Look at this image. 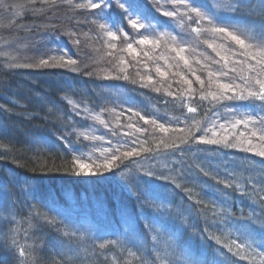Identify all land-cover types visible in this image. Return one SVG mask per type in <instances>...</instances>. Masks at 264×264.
Here are the masks:
<instances>
[{
	"label": "trees",
	"instance_id": "obj_1",
	"mask_svg": "<svg viewBox=\"0 0 264 264\" xmlns=\"http://www.w3.org/2000/svg\"><path fill=\"white\" fill-rule=\"evenodd\" d=\"M150 2L140 0L142 8H147L145 13L148 16L150 11L156 13ZM255 7V14H242L249 16L247 19L238 18V11L233 14L240 28L242 22L256 26L264 17V9ZM46 11L38 20L52 25L54 32L62 34L70 32L65 21L71 27L76 20L81 22L84 13H89L61 5L48 7ZM52 14L56 18L50 21L48 18H52ZM113 14L120 15L118 12ZM59 17L65 20V25L58 24ZM253 17L257 18L256 21H252ZM127 30L130 40L139 38L132 36V29ZM48 32L51 33V29ZM85 33L87 30L82 32ZM204 36L203 32L194 33L185 44L200 62L206 59L200 57L202 53H206L205 57L213 54L202 39ZM79 40L81 44H88L85 36ZM114 43L126 42L120 38ZM134 47L138 46L134 44ZM189 50L188 55L195 56ZM99 55V52L93 55L82 51L80 65H76L81 69L79 73L30 67L18 76H11L10 72L0 75L4 77L0 83L7 82L11 89L14 88L7 92L9 98L14 97L25 107L13 108L25 115L13 119L10 116L9 120L4 115L0 122V264H19L21 258L7 249L12 235L29 251L23 264H51L52 260L60 259L57 253L63 255L64 264H110L112 256L119 257L126 264H152L157 250L162 255L167 254L172 264H187L189 259L196 264H260L259 258L252 262L233 256L208 237L229 234V239L241 240L237 228L245 217L264 219V201L259 198L264 195V158L222 145L201 144L194 140L183 143L181 138L173 142L177 148L164 149L159 145L160 141L149 138V142L136 145L138 156L122 158L123 162H118L119 166L113 170L83 178L72 171V157L80 154L74 153L77 142L83 145L84 138L79 133H86L91 124L72 113L68 99L94 114L108 117V111L113 108L123 115L135 111L168 129L191 130L196 137L206 135V138L209 133L203 129L212 126V116L217 110H220L218 119H222V124L230 126L225 127L228 132L238 134L246 129L239 125L238 131L233 130L231 123L244 114L255 115L259 112V102L245 100L234 104L226 100L207 103L189 92L173 93L167 88L169 81L160 80L155 73L150 76L152 83L149 84L147 79L136 77L134 70L129 68L114 76L105 72L112 67L108 65L113 59L107 55L104 66L102 60H97L103 59ZM96 61H102L103 65L97 66ZM124 75L129 78L123 79ZM105 76L121 78L105 79ZM236 76H230L229 81L234 82ZM219 78L226 77L219 75ZM196 87V91L201 92L202 87L191 81V90ZM188 107H195L197 111L189 112ZM232 108V111L228 110ZM109 117L116 121L115 117ZM196 121L199 129L195 127ZM109 133L113 141L120 139L119 146L127 142L124 136V133L129 134L127 128L119 126L116 132L113 129ZM183 133L186 132L179 135ZM61 137L70 142V147L63 140L59 142ZM85 143L92 146L87 140ZM109 148L108 156H111L115 152L113 144ZM143 148L152 151L145 152ZM118 149L121 153L129 148ZM196 164L220 179H231L230 173L240 178L245 194L224 188L212 178L205 177ZM138 169H150L158 175H175L176 182L182 187L177 188L174 183L162 179L146 183L147 178ZM249 178L253 184L247 182ZM184 188L192 189L194 199H188ZM196 200H203L208 207L197 204ZM160 205L162 207H158ZM217 209L231 215L218 214ZM36 213L53 219L55 223L49 225L43 220L38 221ZM145 225H152V229L145 228ZM13 228L16 229L14 233L10 231ZM64 231H77L78 237L83 238L70 241L63 236ZM153 235L157 237L155 241ZM113 240L123 246V251L120 247L110 248L105 253L109 261L103 256L97 258L95 246ZM128 252L136 255L129 256ZM77 255L81 258L78 261L74 259ZM139 257H143V261Z\"/></svg>",
	"mask_w": 264,
	"mask_h": 264
},
{
	"label": "snow or ice",
	"instance_id": "obj_2",
	"mask_svg": "<svg viewBox=\"0 0 264 264\" xmlns=\"http://www.w3.org/2000/svg\"><path fill=\"white\" fill-rule=\"evenodd\" d=\"M3 0H0V4H2ZM28 4H35L36 0H27ZM42 5H48L49 7L58 6V5H68L69 7L75 10H87L91 14H93L96 19L93 20V23L96 24L97 28L100 32L103 33L107 40L105 44L110 49H117V44L112 43L113 41H117L120 38L126 42L125 47L120 49V51H126L129 55H138L135 45H150L153 48L159 47L162 41H171L170 51L174 52L176 58L180 61H183L184 65L190 67L188 58L183 55V53L187 50L183 41L178 40L176 35H172L168 32H160L158 35L154 34L155 25L150 22L149 16L145 13L144 8H142L140 0H40ZM166 4H171L173 6L172 10L167 9L164 4H161L160 0H153V4L156 12L160 13L163 17L168 18H180V22L183 23V18L187 17V19L192 20L195 18V23L200 24L201 21L207 22L210 26L208 28H192V32L199 35L201 32H210L215 35H220L222 38L233 42L235 45L239 47L240 55L245 57L243 61H236L234 63L246 64L248 73H254V75H243L240 76V79L243 80V85H236L234 83H217V87L219 92H209L207 96H211L213 100H219L224 98V93L228 91L233 92V96L227 97L228 99H238V100H251L259 102V112L255 115L253 114H244L240 118L235 119L234 123H231V128L233 130L238 131V126L243 125L246 129L244 132L229 133L225 128L224 124H221L219 127L222 130V134L217 137V132L213 128H205L203 131L205 133L211 132L213 138H206L205 136L196 137L191 130H189L187 136L182 141L183 143H188L189 140H194L197 143L201 144H212V145H222L225 148H236L240 149L244 152H252L255 155L264 158V19H262V23L260 29L256 30H241L239 26L236 25H228V26H220L214 23V17L206 10L205 6H194L190 3V0H165ZM117 7L120 10V15L115 18L110 15L113 6ZM12 7H17L20 11H16L14 14L16 16L22 15L24 5H15ZM183 9V11H181ZM34 13H41L45 11L44 8L33 9ZM264 16V14H262ZM152 19H155L154 17ZM125 24L127 27H125ZM9 27L11 24L8 25ZM128 28L132 29L134 33H136L139 38L130 40V33L128 32ZM143 30V31H142ZM68 35L76 36V33L69 32ZM85 38L90 39L88 34H84ZM74 43L79 45L81 41L79 39L74 40ZM209 48H212L213 51L220 55V52L217 50V45L212 42L205 41ZM220 48H223L224 45H220ZM231 50V49H229ZM3 55H7L6 53H0ZM111 55V53H108ZM234 55L236 53H233ZM145 56H148V52H144ZM207 58V57H206ZM221 59L225 61V67H227V57L221 56ZM55 61V63H53ZM249 61H254V63H248ZM78 61L73 58H66L64 55L50 56L47 58H41L38 62L33 64H11L9 67H68L72 71H79L77 65ZM119 63L124 65L126 63L123 57L120 58ZM200 63V61H197ZM121 72H125L126 69L121 67L119 69ZM231 71L235 72L236 69L233 67ZM156 72L165 76L166 73L161 71L159 67L156 68ZM222 75H227V73H219ZM87 75H92V73H87ZM209 77L213 76L212 72L208 73ZM105 79L108 78H121V77H109L105 76ZM123 79H128L127 75L122 77ZM142 79H147L148 83H152L151 77H142ZM181 79H184L182 76ZM196 80L203 86V80L199 76H196ZM184 82L189 85V91H191V81L184 79ZM146 86V85H145ZM237 89L239 92L237 94ZM156 91H159L157 88ZM207 96L202 95L201 99H206ZM68 103L72 105L73 108L78 107V105L68 99ZM2 107V106H0ZM232 111V109H228ZM130 111H132L130 109ZM189 112H196L197 109L195 107H188ZM134 115L138 116L141 120H143L146 124L151 123L153 126L158 128L162 132H167L168 129L163 124H157L156 120H149L147 117L141 115L139 112H133ZM95 119L100 120V117L97 115ZM101 123H104L103 120H100ZM128 127H133V125H128ZM195 127L199 129V122H195ZM137 132H144L145 129L136 128ZM80 136H83L84 139H89L90 137L84 133H79ZM255 138L259 143H253V139ZM62 139V137H61ZM91 139H99L98 137H91ZM159 145H162L164 149H175L178 147L175 143H166L163 139L160 140ZM158 145V147H159ZM105 151H108L105 149ZM142 151L149 152L152 151L150 148H143ZM119 152L117 148L115 152L112 153L111 156L106 157L102 162L97 163L96 161H92L91 163H86L81 156H73L72 157V171L76 175H80L81 173H86L89 175L98 174L100 170L111 171L114 168L119 166V163H122V158H130L134 156H138L139 152L133 148L130 151H125L121 155H117ZM119 162V163H118ZM199 171L205 176L210 177L217 184H221L224 188H232L236 191H239L242 195L244 192V184L240 182V178L233 177L230 173L229 176L231 179H220L218 176H213L211 172L205 170L201 165H195ZM167 167V165L165 166ZM65 171L68 169L65 168ZM142 173L143 177H146V183H151L153 180H166L175 184V187L181 188L182 185L176 182L175 175L165 176L162 173L157 174L152 170H144L138 169ZM171 171V170H170ZM249 184L252 183L251 178L247 181ZM158 187V186H157ZM253 187H255L253 185ZM184 191L188 195V199H194L193 191L191 188H184ZM259 198L264 201V195L259 196ZM197 204L204 205L205 208L208 205L203 200H196ZM162 207V205L158 206ZM218 214L228 215L231 213H223L222 210L217 209ZM35 217L39 220H43L45 223L52 225L55 223L53 219H50L46 216H43L40 213H36ZM145 228L151 230L152 225H145ZM11 232H15L16 229L13 228L10 230ZM237 232L239 236L242 238L238 239H229V234L222 235H210L208 238L213 240L217 245H219L222 249H225L228 253H231L233 256L239 257L241 259H250L252 262H255L257 258H259L260 264H264V219L260 217H245L244 221L239 224L237 228ZM63 236L67 237L70 241L75 239H82L83 237H78L77 231H64ZM249 237H253L249 239ZM153 241L157 239L155 235L152 236ZM258 241V242H257ZM255 245V247H254ZM120 247L123 251V246L120 245L118 241H106L99 243L95 246L94 250L97 258L100 256L104 257L105 261H109V257L105 255L106 251L110 248ZM257 248L260 251H257ZM7 249L14 256H18L20 259L19 264H23V258L29 256V251L27 248L18 244L15 235L10 236L9 242L7 243ZM223 254V253H222ZM60 257L59 260H52L51 264H64L63 255L57 253ZM129 256H135L136 253L128 252ZM75 260H80L79 255L74 257ZM141 261H143V257H139ZM110 264H126V261L120 259L117 256H112L110 258ZM152 264H172L171 260L168 258L167 254H160L159 250H157L155 254V259ZM187 264H196V261L189 259Z\"/></svg>",
	"mask_w": 264,
	"mask_h": 264
},
{
	"label": "rangeland",
	"instance_id": "obj_3",
	"mask_svg": "<svg viewBox=\"0 0 264 264\" xmlns=\"http://www.w3.org/2000/svg\"><path fill=\"white\" fill-rule=\"evenodd\" d=\"M150 3H153V0ZM198 2L195 3V0H191L190 3H192L194 6H205L206 10L208 12L213 13L214 21L223 20L222 24L225 25V21L227 20L228 13L225 9L226 7L220 6V4H217V2H214L212 0H197ZM77 2H80V0H77ZM194 2V3H193ZM24 5V9L22 12V15L16 16L14 13L16 11H20L17 7H12L15 5ZM66 5H61V7H65ZM48 5H42L40 3V0H36L35 4H28L27 0H3L2 4H0V53H6L7 55L0 54V75L1 73H7L10 72L11 76H18L23 71H27L30 69V67H9L8 65L11 64H18V65H25V64H33L38 62L41 58H47L50 56H57L64 55L66 58H73L78 61V65H80V55L81 52L86 50L90 52L91 54H97L100 53L102 58H99L97 60H102L104 63V66H106V59L112 58L113 62L110 63L108 66H112L106 73L112 74L114 76L121 75V71L119 70L121 67L127 69H133L134 74L138 78L142 77H150L153 76L152 73H155L157 75V78L162 81H169L167 88L168 90H172L173 93H182V92H189L190 94H194V97L201 98L202 95L207 96L209 92H219V89L217 87V83H234L236 85H243V80L240 79V76L243 75H254V73H248L246 64H240V63H234L236 61H243L245 60V57L240 55V49L237 45H235L233 42H230L229 40L222 38L220 41H217V37L215 34L210 33V35L204 36L205 41H209L217 45V50L220 52V55H217L215 51H213V54L210 56H206V53H202L203 56H200L203 60L206 58L203 62L197 63V61H200V59L195 55L194 52L189 50L193 55H188V50L183 53L188 60L190 67H187L184 65L183 61H180L176 58V55L174 52L170 51V44L171 41H167L165 38V41H162L159 47L153 48L150 45H136L138 46L136 48L138 55H129L126 51H120V49L125 47V44H117V49H110L106 46L105 41L107 40V37L104 35L101 36L98 40L91 37L89 42L86 38V41L88 44L80 43L77 44H69L70 41L76 40L74 36H70L68 34H62V33H56L54 32V28L51 25H45L43 22L39 21L38 18L43 13H46L48 9ZM68 7V5H67ZM44 8L45 11L41 13H34L33 9H40ZM71 8V7H70ZM73 9V8H71ZM79 12H83L82 10H77ZM83 18L80 21L76 20L73 25L77 24L79 28L77 29H83L87 30L88 37H90V30L92 29L93 22L87 18V15L89 13H84ZM217 14H221L220 16H217ZM50 16V15H49ZM94 20L96 19L94 15H92ZM52 18H48L50 21L56 18L55 14H52ZM61 17V16H60ZM59 17V23L62 26L65 25L71 31L74 28H71L67 22ZM155 17V16H154ZM44 18V17H43ZM166 20L162 16L160 17V22H162V25H155V28H160L154 30V34L158 35L160 32H168L172 35L178 36V40L183 41L185 36L189 37L190 35L194 34L192 32V28H196L197 26H200L199 28H202L201 26L207 25V22L201 21L200 24H196L194 21V17L192 20L187 19V17L183 18V23L180 22V18H168ZM69 20V19H68ZM65 21V23H64ZM194 22V23H193ZM11 24L9 27L8 25ZM227 25V23H226ZM97 27V26H96ZM51 29V33H47L48 30ZM98 29V28H97ZM99 30V29H98ZM143 31V30H142ZM69 33L68 31H66ZM132 36L138 37L136 33L132 31ZM71 39H64L66 37ZM24 37V38H23ZM215 38V39H214ZM214 39V40H213ZM62 41V42H61ZM56 42V43H55ZM59 43V44H57ZM60 43L62 45H60ZM114 43V41H113ZM184 44H187L184 42ZM220 45H224L223 48H220ZM62 46V47H61ZM231 49V50H229ZM73 50V52H72ZM213 50V49H209ZM144 52H148V56L144 55ZM108 53H111L109 55ZM233 53H236L235 55ZM99 55V56H100ZM108 57L106 58V56ZM221 56L227 57V67H225V61L221 59ZM123 57L126 61L124 65H121L119 63L120 58ZM138 59V61H137ZM96 61V65L100 66L103 65V63ZM55 63V61H53ZM248 63H254V61H249ZM77 65V66H78ZM213 68H212V67ZM76 67V65H75ZM115 67V68H114ZM159 67L161 71L165 72V76H161L156 72V68ZM235 67L236 71L233 72L231 69ZM47 70H64L72 73H79V71H72L68 67H46ZM55 68V69H54ZM43 69V67H41ZM223 70H227L224 72ZM212 72L214 75L209 77L208 73ZM104 73V74H106ZM219 73H227V75H224L226 78L220 79ZM237 75L234 82H230L229 78L230 76ZM184 77V79L192 81V83H196L199 86L202 87L201 92L196 91L197 87L195 89H192L191 91H188L189 85L184 82V79H181V77ZM196 76H199L201 80H203V86L197 82ZM4 77L0 76V80ZM141 80V79H139ZM146 80V79H144ZM141 82V81H139ZM14 90V88L11 89V86L7 83H0V122L2 117L5 115L6 118L9 120L10 116L13 118H18L20 116H23L25 114H21L20 112H15L14 106L19 109H24L25 107L21 102H19L17 99L9 98V95H7L8 91ZM165 90V91H168ZM239 92V89H237V94ZM233 96L232 91H228L224 93V98L219 100H213L211 96H207L205 100L207 103H213V102H223V101H230L234 104H237L239 102H244L245 100H238V99H228L227 97ZM71 106V105H70ZM72 107V106H71ZM72 113L75 114L79 119L88 121L91 126L88 128L89 130L86 132V134L90 137L87 139L88 143L91 142L92 146L87 145L86 139L85 141L82 140L83 145H80V148L77 150H74V153L80 152L79 156L83 158V160L86 163H91L92 161H96L97 163L102 162L106 157H109V152L111 144H113L114 149L117 148H129L125 151H130L133 148H136V145L142 144L141 142H149V138H151L154 142H158L161 139H164V141H171L172 143L176 140L180 141V138L184 140V138L187 136L188 131L186 129H168L167 132H162L155 126H153L151 123H145L143 120H141L138 116L134 115L133 113H128L127 115L120 114V110H116L113 108V110H109L108 114L112 117H115V120H111L109 115L106 117V115L103 114H94L89 112L88 110L76 107L71 108ZM233 110V108H232ZM220 110H217L215 114L212 116L213 120L211 122L212 126L210 128L214 127V130L217 132V136H220L222 134V130L220 129V125L223 123L222 119H218L221 116ZM100 117V120H103L104 123H101L100 120L95 119L96 116ZM23 118V117H22ZM128 125H133V127H128ZM219 125V126H218ZM226 128H229L230 126H227ZM1 126V123H0ZM119 126H123L127 128L129 131V134L124 133V136L127 138V142L123 143V146L121 145L120 139L114 140L113 137L110 135L109 131H112L115 129V132ZM13 128L14 127H10ZM136 128H142L146 131L144 132H137ZM1 130V129H0ZM125 131V129L123 130ZM122 132V131H121ZM183 133L182 135H179V133ZM208 138H213L212 133L208 132ZM234 133V132H232ZM80 137V136H79ZM84 138L83 136H81ZM91 137H98L99 139H91ZM174 138V139H173ZM219 138V137H216ZM134 139H136L135 144H133ZM176 139V140H175ZM253 139V143H256L257 140L255 138ZM143 140V141H142ZM113 148V147H112ZM107 149L108 151H105ZM123 151V152H125ZM123 152H117V155H121ZM125 159V158H123ZM101 172H108L107 170H100ZM75 174V173H74ZM83 178L90 177L93 175H89L86 173H81L80 175Z\"/></svg>",
	"mask_w": 264,
	"mask_h": 264
},
{
	"label": "bare ground",
	"instance_id": "obj_4",
	"mask_svg": "<svg viewBox=\"0 0 264 264\" xmlns=\"http://www.w3.org/2000/svg\"><path fill=\"white\" fill-rule=\"evenodd\" d=\"M233 2L235 4H237V2L235 0ZM255 6H257L258 8L263 10L264 9V0H244L243 5L238 10V13H239L238 18H241L243 13H246V15L255 14L257 12V8ZM113 12H118L120 14V10L117 7H115V5L113 6V9L111 10L110 14H112ZM209 13L213 16V13H211V12H209ZM92 15L93 14H91L89 12V14L87 15V18H89L93 22L94 18H93ZM242 17L245 18V19L249 18V16H242ZM256 19H257L256 17H253L252 21H256ZM262 19H264V17L261 18V20H259V23L256 26H248L247 22L246 23L242 22L241 23V30L247 29V30H256V31H258L260 29V26H261V23H262ZM71 28H74L70 32L76 33V36H74L76 39H81V38L84 37V35L82 34V32H84V30L83 29H77V28H79V26L77 24L73 25V23H72ZM56 33H58V32H56ZM102 35H103V33L100 32L97 29L96 24L93 23L92 24V29H91V32H90V38L93 37L95 39H99V38H101ZM64 39H71V38H69V36H68V37H66ZM57 44H59V43H57ZM69 44H76V43H73V41H70ZM53 204L55 205L54 202H53ZM59 209H62V207H60Z\"/></svg>",
	"mask_w": 264,
	"mask_h": 264
}]
</instances>
